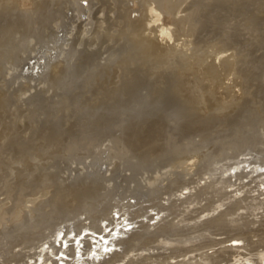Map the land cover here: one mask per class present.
Masks as SVG:
<instances>
[{
	"label": "bare ground",
	"instance_id": "obj_1",
	"mask_svg": "<svg viewBox=\"0 0 264 264\" xmlns=\"http://www.w3.org/2000/svg\"><path fill=\"white\" fill-rule=\"evenodd\" d=\"M83 1H85L86 4L85 3L82 4L81 2H83ZM253 1L254 0H66V3H67L66 9L68 10V12L65 11L66 12L65 14L63 12L64 15L63 16L61 15V18L59 20L57 18L55 19V21L56 20H58V21H56L55 24L53 25V27H51L52 28L51 32L48 34V37H46L47 40L46 39H44L45 41L43 39H42V41L40 40L42 42V44H40V45H42V46H40L37 49V51H34V49L30 48V50H33V51L32 52L29 51L31 55H28V57H27L28 59H26V60L27 61L28 60L31 61V59H34L35 61L33 63L25 62L27 67L26 68L23 67L22 70H20V71H22V73H19L17 71L16 74H15V77H13L11 75V73H10V75L13 77L12 80L13 79L14 80H17V79L18 80H24V79H26V80L27 79H31L32 80L33 79L34 81H36L37 78L39 77L40 73H41V72L38 71V73L35 74L34 70L36 68H39L40 71H43L45 69V72H46V69L49 68V67L54 69V67L56 68V65L59 64V63H62V62H64V64L67 63L66 59H68L70 56L72 57L73 51L76 49V47L79 44L84 42V40H86V38L87 39L88 38L93 39V38H96V37H97V40H98V38H102V40H103V38H104V40H105V38L106 39L107 38H111L109 40H115L117 37H120V38L125 39V41H129L131 43V45L132 44L134 45V43H133V41H134V42L137 43V45L139 44V46L142 49H144L146 52H148L150 55L156 56L157 57V59H156L157 62L150 63L148 68H147V66H145L146 69H147V70H145L147 72V77H149L150 75H151L150 77H152V75L154 76L155 74H158L159 71H162V70L165 69L166 65L171 70L173 66L171 68L169 67L168 64H169L170 61L174 62L175 65L176 64L179 65L178 68H177L179 70H182V69L185 70V66H186V67H189V68H187L189 70L190 69H194V68L195 69L198 68L197 72H199V70L201 69V71L203 73H201V72L200 73L203 74V75L204 74H209V73L212 74L213 71H215V70L217 71V69H219V68H217L215 66L216 62H215V64L213 63L214 60H213L212 57H214L215 59L217 58V61H218L217 63H220V64H217V66L218 65H222V64L223 65L226 64L228 67H230L226 71L228 73L229 70L233 71V69H234L233 68L234 67V61L237 62L236 59L238 57V56L237 57L235 56L236 55V49L240 48V47H237V45L233 46V45H231L229 43V41L232 40L231 37H235L232 32H235V30H239L240 31V29H236L235 28V27H237V26H235V24H236V22L239 23L240 22L239 19H241L242 17H243V19L247 20V23L243 24V25H248V22H251V20H253V22H254V19H256L255 14L253 13V10H249L250 9L249 7H253V5H254ZM262 1H264V0H262ZM8 3L11 4V6H12V7H10V9H13L14 11L16 10L20 14L19 16L25 15L23 17H26V15L29 16V14H31L33 12L34 5H35V0H7V1L6 0H0V12H2L5 8H7L6 4H8ZM51 4H52V2H51ZM256 5H258L257 2H256ZM25 8H27V9L25 10ZM258 8H259V6H258ZM54 9H56V8H54ZM251 9H254V8H251ZM37 10H39V9L37 8ZM258 10L259 9H257V11ZM263 12L264 11H262L261 13H263ZM134 13H136V16L132 15ZM6 16H8V15H6ZM17 18H19V17H17ZM49 19H51V18H49ZM259 19H260V17H259ZM32 20H33V18H32ZM51 20H53V18ZM30 21L27 24L28 26L31 24ZM45 21L47 22V19L43 20L41 22V24L44 23ZM36 22H38V21H36ZM255 23H257V20L255 21ZM35 24L33 23V25H35ZM38 24H40V21H39ZM39 26L40 25H38L37 27H39ZM257 26H256V28H257ZM37 27H36L37 30H40V31L43 30L44 31V29H38ZM46 27H47V25H46ZM39 28H41V27H39ZM245 30H248V28H246ZM34 31H35V29H34ZM34 31L32 32L31 37H32V35H34L33 34ZM39 33H38V35H39ZM6 36H7V33H6ZM45 36H47V35H45ZM228 37H230V39ZM34 38L35 37H33L32 39L30 38L31 39L30 41L32 42ZM42 38H44V37H42ZM123 39H121V41H123ZM37 41H39V40H37ZM86 42H84V43H86ZM91 42L94 43L93 40ZM99 42H100V44L102 43L101 40ZM118 43H120V42L118 41ZM126 43H128V42H126ZM88 45L90 46L91 44H88ZM88 45H87V47L89 48ZM84 46H85V44H84ZM105 46H106V44H105ZM128 46H130V45H128ZM139 46H137V47H139ZM31 47H33V46H31ZM91 47H93V46H91ZM133 47H135V46H133ZM77 48L79 49V47H77ZM131 48L132 47H130V49ZM118 49H119V47H118ZM93 50H91V51L93 52ZM227 51L231 52V54L229 56H230V58L232 57L233 59L229 60V56L225 57V59H224L223 53L227 52ZM106 52H107V50H106ZM115 52H113V53H115ZM128 52H130V51H128ZM188 52H189V54H188ZM234 52H235V54H234ZM86 53H87V51H86ZM109 53L110 54L107 55L108 57L113 54V53L111 54L110 50H109ZM133 53L135 54V55L133 54V56L137 57V54L135 52H133ZM207 53L210 54V55H208ZM128 54H130V53H128ZM162 54L164 56H167V59L165 60V62L167 64H165V62L162 61L163 59H160L159 61H162L164 65L163 64H161V65L158 64V62H159L158 61V59H159L158 57L162 58V56H160ZM87 55H90V54L87 53L86 56ZM93 55H95V54H93ZM113 55L117 56V54H113ZM113 55L111 56V59L112 58L114 59L115 56H113ZM211 55H214V56H211ZM146 56H148V54H146ZM102 57H105V56L102 55ZM123 57H125V56H123ZM207 57H210L213 60V62H212V60L208 61V62H210V64L208 62H206L207 61ZM99 59L98 60L96 59L97 63H99L98 61H101V59L100 60ZM102 59L104 61V58H102ZM109 59H110V57H109ZM118 59L114 60V61H117V63H119V62L123 63V60L118 62ZM125 59H127V58H125ZM139 59H141V58H139ZM151 59H152V57H151ZM153 59H154V57H153ZM73 60H75V59H73ZM79 60H80V58H79ZM79 60H78V62H80ZM85 60H86V58H85ZM88 60H89V62L91 61L89 58H88ZM136 60H137V58H136ZM238 60L240 61L241 59L239 58ZM153 61H155V60H153ZM70 62H71V60H70ZM78 62H77V64H78ZM82 62H83V60H82ZM85 62L87 63V61H84L83 65L85 64ZM94 62H93V64H95L94 66H97L96 62L95 63ZM106 62L107 61H105L104 63H106ZM110 62H112V60H110ZM72 63H74V62H72ZM72 63H69L70 64L69 67L72 66L71 65ZM91 64H92V61H91ZM91 64H89V65H91ZM110 64L108 62L107 65H110ZM126 64H124V65L130 67V65L132 64V61L130 62V65H126ZM171 64L172 63H170V65ZM139 65H140V63H139ZM177 65H176V67H177ZM242 65H244V64L242 63ZM73 66H72V68H73ZM94 66H92V68ZM238 66H236V68H238ZM59 67H60V65H59ZM105 67H110V66H105ZM143 67H144V64H143ZM176 67H174V68H176ZM15 68H18V67L15 66ZM61 68H62V66H61ZM117 68L120 69V74H122V72L124 73V71H123L124 67H122L120 65V66H117ZM110 69H112V68H110ZM125 69L128 70V68H126V67H125ZM221 69H224V68H221ZM93 70L94 69H92V72H93ZM95 70H96V68H95ZM127 70H125L126 74H127ZM53 71H52V75L53 76L58 73L57 72V73L53 74L55 72V71L54 72ZM90 71H91V69H90ZM171 71H173V70H171ZM12 72H13V70H12ZM43 72L41 73V75L43 74ZM183 73H187V72L185 71ZM188 73H190V72H188ZM222 73H223V70H222ZM240 73H243V72H240ZM8 75H9V73H8ZM10 75H9V77L11 78ZM196 75H198V74H196ZM214 75H215V73H214ZM240 75H242V74H240ZM248 75H250V74H248ZM45 76H47V75H45ZM56 76H59V74L56 75ZM92 76L96 77L95 74L92 75ZM92 76H89V77L92 78ZM114 76H115V74H114ZM123 76H124V74H123ZM172 76H173V74H172ZM210 76H213V75H210ZM81 77H82V75H81ZM216 77H218V76H216ZM227 77H228V75H227ZM41 78H44V77H41ZM88 78H86L87 81H88ZM238 78L239 77L237 76V78H235V79H238ZM124 79H125V77H124ZM201 80H202V78H201ZM225 80H226V78H225ZM87 81H86V83H87ZM92 81H94V79H92ZM175 81L176 80L173 81L175 84H170V86L165 84L164 88L161 91L163 93L164 92L165 93L166 92L167 93L170 92V93L173 94V93H178V91H180V89H184L185 88V86H186L185 84L187 82L184 83V81H183V83H184L183 85H185V86H184V88H181V86H179L178 83H180V81H182V80L178 81L177 84H176ZM199 82H200V80H199ZM234 82H235V80H234ZM238 82H240V81H238ZM200 84H202V82H200ZM235 86H239V90L242 91L241 93H244L243 90H242L244 85H241V82L240 83L236 82L232 87L235 89ZM162 87H159V86H158V88L155 87V90L151 88L154 91V93H153V94H155L154 96L158 95L157 97H159V93L161 92V91H159V89L162 88ZM195 87H198V86L197 85L194 86V89H195ZM213 87H215V86L213 85ZM228 87L230 88L229 92L231 93V96H232V99L230 100L229 103L233 104L235 102L234 104H236V102H237V104H239L238 102H239V100L242 99L243 96L242 95L240 96L241 99H240V97H238V95L236 97V93H235L234 89L232 90L234 92H231V88H232L231 85L228 86ZM78 88H79V86H78ZM94 88H95V86H94ZM94 88H93V90H94ZM201 89L202 88H200V90ZM209 89H208V92H210ZM116 90H117V88H116ZM245 90H246V87H245L244 91ZM153 91H151V93L149 91V93L152 95ZM186 91H188V90L186 89ZM219 91H221V90H219ZM63 92H65V91H63ZM182 93H184V91ZM206 93H207V90H206ZM211 93H214V92H211ZM211 93L206 94L207 96H203V94H205V91L203 90L202 94H200V96L202 95L201 97H199V96L197 97L196 96L200 100V101H198V106L199 107L195 106L196 109L193 108V110L196 111L197 108L198 109L200 108L199 112L202 111V114L204 116H206V115L216 116V115H213L214 112H215V111L213 112V110L215 108L217 109V111L219 109H224L226 107L225 106L226 104L225 105H222L221 103L219 104V102H220V100H218L219 98L218 97H216L217 99L215 97L213 98ZM225 94H226V92H225ZM79 95L81 96V94H79ZM220 95H222V94H220ZM183 96H184V94H183ZM188 96L190 97V95H187V97ZM228 98H227V100H228ZM212 99L215 101V103L212 102ZM185 100H183V101H185ZM176 102H178L179 107L182 108V109L180 111V108H179V112H174L171 115V120L169 119V122L170 121H171L170 123L174 122V124L177 126L178 120H180V118H183V117H185V115H187L186 113L190 109L189 108L190 105L187 106L188 103L186 101L185 102L187 104L184 103L185 104L184 105L182 103V99H180V98ZM192 102L193 101H191V103ZM196 103H195V105H196ZM125 105H126V103H125ZM233 106H237V105H233ZM159 107H161V106H159ZM192 107H193V105H192ZM227 107H229V106H227ZM227 107H226V109H227ZM231 108H232V106L230 107L229 110H231ZM157 109H159V108H156V111H157ZM168 110H171V109H168ZM219 111H218V113H219ZM228 111L226 110L225 113L228 112ZM126 112H127V110H126ZM190 112H191V110H190ZM197 112L198 111H196V113ZM153 113H154V111H153ZM193 113H194V111H193ZM221 113H222V111H221ZM198 115H201V114H198ZM188 116H189V114H188ZM197 117H199V116H197ZM219 118H220V115H219ZM225 118H226V115H225ZM182 120H184V119H182ZM191 121H193V120H191ZM153 122H155V121H153ZM111 123L112 122H110V123L108 122L107 124H111ZM120 124L121 123H119V125ZM161 124H162L161 122H158L157 126H159V127L163 126ZM183 124H185V123H183ZM188 124H189V122H188ZM207 124L205 123L204 125L207 126ZM147 125H148V123H147ZM164 125H167V124H164ZM204 125H203V127H204ZM168 126H169V124H168ZM187 126H186V128H187ZM105 127H107V126H105ZM247 127L250 129L249 126H247ZM123 128H125V126ZM199 128H200V125H198V129ZM115 129H117V126H116ZM152 129H153V127H152ZM187 131H188V129H187ZM262 135H264V134H262ZM247 136H248V134H247ZM247 136H245V137H247ZM235 140H238V138L237 139L235 138ZM250 140H248V141H250ZM260 140H261V138H260ZM260 140H259V142H260ZM195 142H197V140ZM223 142H225V141H223ZM238 142H239V140H238ZM247 142L245 143L246 145H247ZM19 143H21V142H19ZM19 143L17 142L16 144H19ZM261 143H263V141ZM187 144L188 143H186V145ZM254 144H256V143H254ZM254 144L250 143V145H254ZM10 145L8 144V145H4L3 146V145L0 144V197L3 195L1 197L2 199H0V264H96L98 261H99V263H103V264H113V263H115L117 261H122L124 256L126 257V255L128 253H130V252L132 253V252H136V251H146L148 253V251L150 252V250H152V251L153 250H156V251L162 250L164 252H162V253L158 252L156 254L148 253V254L136 255V257H137L136 259H128L126 262L124 261L122 264H182L180 262V260L178 262H176V260H175L173 263L169 262V260L174 258V254H176V255L188 254L191 251L192 252L193 251H198V250H201V249L205 248V245H204V242H203L204 240L212 239V238L209 237L210 235H220V234H226V238L222 239V240H219L217 242L213 241L214 243H210V244L208 242L209 246H211L213 244H215V245L218 244L219 245L222 242L226 243V242H231V241L235 242L236 241L238 243V241L239 242L243 241V242H245L246 245L242 246V247L244 249H248L249 250L248 254L250 256L246 257V258H243L245 256L242 255L243 256L242 257L241 256L242 253L238 252V250L240 248L239 244L236 245V244H231L230 243L229 245H226V246L224 245L222 247H219L218 249H215L213 251V255H204L203 256L201 254L202 255V256L200 255L201 257L192 256V257H194L192 260H187L189 258H187V259L185 258V260H187L188 262L185 263L183 261V263L184 264H225V263L227 264V262L230 260V257L233 255L234 257L241 256L242 258L241 257L240 258H234V260H232L233 262L231 264H264V216H261L259 221L258 220L257 221L256 220L255 221H253V220L252 221H244L243 218H242V215H238V214H240L239 211H238L239 213L236 214V211L239 208H244L246 210H249V212H248V214H249L253 210L258 209L261 206H263V202L256 200L257 197H254V196H249L250 202L247 201V199H248L247 196L244 197L241 200L238 199L235 196L238 195L237 193L239 192V190H238L239 188L236 189L238 191L237 193H236V190H234V189L232 191H228L229 189H231V187L233 185H235V181L236 180H241L242 178L245 177V178H250L249 182L251 184H252V182L254 183V188H255V190L257 192H261L262 187L264 186V177H263L264 171H262V168L264 167V151L260 150V149H262V147L259 150L255 149L256 147H258L257 145L254 146V148H252V150H255L259 154H262V157H259V156L256 157V154H255L254 155L255 157L253 159L252 158L251 159L250 158H247V159L246 158H241V159H239L238 156H240V154H241V156H243V155H248L249 153L248 152H247V154L242 153L241 150H240L241 153L239 151H235L236 152L235 153L234 150L232 149L233 152H234V155H235L232 158L230 156H226L224 154H221L219 157L217 156L218 158H216V156L212 157L213 159L210 158L211 159V161L209 160L210 163L209 162L206 163L205 160H204L205 162H203V160L201 158V155H199L196 152L197 150L200 151V149H196V151H191V148H190L189 152H185V151H184L185 153L182 152L183 153L182 154L183 157H181V160L179 161L180 164H183L184 162L188 161L190 163L188 164L186 162L185 165L187 166V164H188V167L190 169H192L193 167L194 168L198 167V170H196L197 172L195 170H193L194 173H192V170H190L188 168H187V170L183 169L182 172H175V171H177V169H175L176 167L170 165L173 168L175 167L174 169L170 168L171 171L175 170V171H173L174 173L170 172V174L167 177L163 176L164 179L161 178L162 176H160L159 180H158V178L156 180L153 179L154 182H156L157 185L161 188V190H163L165 192V194L168 195V198H170L172 196H175V192L178 191L179 188H180L179 191H181L182 189L183 190L187 189V188L194 189L196 192L194 194L190 195V196L188 195V197H189L188 198V200H189L188 203H192V202L199 203L201 200H205L206 198L203 199V194H204L203 191L206 190V188L210 186V187H212V192H211L210 199L206 200L207 203L204 204L203 206L195 207L192 210H188L187 209V210L182 211V212H184V214H181V213H180L181 215L179 214L180 215L179 216L180 219L177 221L178 224H177V226L175 228L173 227L174 229L172 228L173 230L171 229L172 231H170V232L163 233L162 235L159 236L157 227H156L157 231H156V229L154 230L153 228L152 229L154 231H152V230H150L151 229L150 225H152V224L148 223L149 224L148 225V224L144 223L143 221H141L140 222V228L142 229L141 231H139L138 233H133V234L131 233V235L128 238L124 239V240L121 239V238H118V240H116L118 234L126 235V237H127L129 232L118 228L117 227L118 225H122L123 224L122 221L121 220L118 221V218L115 215L114 216H109V214H108L109 212L108 211H110L112 208L115 207V208H117V210H116V212L115 211L114 212L116 214H120V216H124V220H128V221L134 220L137 217L139 218L140 216H144L146 218V216H145L146 214L144 215V213H141L142 208H139L138 210L132 211V210H130V208L132 206H134V205L133 204H129L130 202L129 203L128 202L127 203L123 202V199L128 198V196L129 197L130 196H134V198L137 199V201L138 200L141 201V198H143L142 199L143 201H147V202L151 203L154 198L150 200L149 197H146V196H149V193H146L147 192V188L143 184V183L146 182V180L148 181V179H146L145 182L142 183V185L146 189H143V186L140 185L141 183L140 184L138 183V184L133 185L134 187L132 188L133 190H131V191H130L129 187H128L129 190L126 189L125 191H122V192L118 191L119 192L118 194H117V192L112 191V192H114L113 194H115V195L111 196L110 199L108 198L109 201L108 202L106 201V204L104 203L105 204L104 206H100L99 203H98V207H95V208H100L101 209V212L98 215L91 216L92 214L90 215L86 211H80V212H77V214H81L79 216L77 214L76 215L72 214L73 216L69 215L70 217H68V218H64L62 220H55L54 216H55L56 212L61 213L62 211L66 210V209L69 210L70 208H71V210H73L75 207L79 206V204H82V203L85 204L86 199H84L85 200L84 202H83V200L81 201L83 196L85 197L88 194V197H89V195H91L90 192H88V189L85 188V187H83V189L81 188L80 190L79 189L75 190V189H73L74 188L73 186H72L73 188L71 187V185L68 186V184L71 182V180L77 179L79 176L81 177V175H86L85 178L87 176H91L92 179L95 178V177L96 178H100V176H102L101 178L103 179V177L106 175V173L110 174L112 172V170L114 169V167L115 166L117 167L119 163L117 165H114V167L107 168L108 166L106 167V164L110 163L112 161V159L108 155L107 156L103 155L104 153L103 154L99 153L98 155L97 154L94 155V154H91V153L89 155L87 153H81V154H78V155L76 154L77 156L75 155L76 156L75 158H73L74 156L72 157V161H71V164H70L71 166H69L71 169L68 167L69 171H68L67 177H66V174H65V178L61 179L59 181L60 184H58V183H56V181H53V180L50 179L51 183L52 182L56 183V185L55 184L51 185V183H49V181H47L48 179L46 180V178H45L50 173L49 174L47 173L48 175L45 176V177L41 176L42 177L41 178V177H39L40 175L39 176L34 175L35 174L33 172L34 170H30L29 168L27 170V165L29 163V162H27L28 158H29L28 154L30 152H32V150L34 152V149L37 147V145L34 146V147L33 146H27V145L24 146L23 144H20L21 146L20 145L19 146L15 145V147L14 146H10ZM151 145L149 147V149H151L150 153H156L153 150H155L157 147L155 148L153 146L154 148L153 147L151 148ZM246 145H243V146L245 147ZM250 145H248V146H250ZM125 146H124V148H125ZM262 146H263V144H262ZM41 147H42V145H41ZM241 149H243V148H241ZM156 150H157V153H158V149H156ZM252 150H251V148L248 149V151H252ZM262 150H264V149H262ZM44 151H46V148H45V150H43V152ZM227 151H229V150H227ZM129 152H130V150H129ZM144 152H145V150H144ZM210 152H211V150H210ZM221 152L225 153L226 150L225 151L222 150ZM233 152H231L232 155H233ZM37 153H38V151H37ZM39 153H40V151H39ZM42 153H41V155H42ZM118 153H119V151H118ZM121 153H123V152H120V154ZM134 153H133V155H134ZM136 153H138V152L136 151ZM168 153L169 152H167V153L165 152L164 154L169 156ZM170 153H172V152H170ZM204 153H205V151H204ZM216 153H218V151H216ZM250 153H252V152H250ZM140 154L142 155V153H140ZM140 154H136V155H140ZM159 154H161V153H159ZM72 155H74V154H72ZM116 155L118 156V154H116ZM116 155H114L115 158L117 157ZM123 155L125 157V154H122V155H120L117 158H121V156H122V159L124 160ZM145 156H146V154H145ZM176 156L177 155H175V157ZM250 156H251V154H250ZM138 157H140V156H138ZM148 157L150 158V154H149ZM159 157H155V159L156 158L159 159ZM207 157H208V154H207ZM134 158H135V156H134ZM140 158H142V157H140ZM140 158H139V160H140ZM37 159H40V158H37ZM127 159L125 158V160H126L125 162H127ZM130 159L132 160L133 158H130ZM135 159H137V157ZM135 159L132 160V162L134 161V163H135ZM152 159H154V158H152ZM165 159L166 158H164V161H165ZM67 160H68V156H67ZM109 160H110V162H109ZM169 160H171V159H169ZM169 160H167L168 164L169 163L173 164V162H171V161L169 162ZM35 162H37V161H35ZM129 162H131V161H129ZM139 162H138V164H139ZM167 162H166V164H167ZM134 163L132 165H134ZM68 164H69V162H68ZM140 164H142V161L140 162ZM251 164H253V166H249ZM14 165H16V166H14ZM103 165H105V167H103ZM185 165H183V167ZM201 165H202V167L200 168ZM241 165H243V166L241 167ZM64 166L65 165H63L62 167H64ZM66 166H67V163H66ZM120 166L122 167L123 165L120 163ZM136 166L141 167L140 165H135V167ZM150 166L151 165H149L148 168H150ZM166 166H168V165H166ZM248 166H249L250 170L247 169V172L244 173L243 170L248 168ZM125 167H123V168H125ZM64 168H66V167H64ZM166 168H163V169L165 170ZM180 168H181V166H180ZM180 168H178V169H180ZM188 170H190V171H188ZM62 171H64V169ZM134 171H136V170H134ZM139 171L141 172V170H138V172ZM168 171H169V168H168ZM162 172L164 173L163 170H162ZM65 173H67V171H65ZM139 173L135 172V174H137V175ZM158 173L160 175L162 174L159 171H158ZM158 173H156V176L159 175ZM130 174H131V170H130ZM179 175H181V179H180L181 181H178V182H175V183L172 182L174 176H176L175 178L177 179L179 177ZM204 175H206L205 177L209 178L210 183L207 186H203L202 188H199L198 187V185H199L198 181L194 180L193 177L196 176V177H200V179H202ZM35 176L39 177L38 180L35 179ZM51 176H52V174H51ZM51 176L49 178H51ZM110 176L112 177L111 174H110ZM187 176H188V178H187ZM91 177H87V178L91 179ZM10 178H11V180H9ZM61 178H63V177H61ZM114 178L112 177L111 181L109 180L111 182L110 185L113 183L112 181H114ZM141 178L142 177H140L138 179L140 180ZM171 178H172V180H171ZM88 179L86 181H88V183H89ZM117 179H119V178H117ZM232 179H235V181H232ZM99 180L100 179H98V181ZM104 180H105V177H104ZM123 180H125V179H123ZM139 180H138V182H139ZM164 180L166 181V183L164 182ZM94 181H95V179H94ZM133 181L137 182V179H134ZM246 181H248V180L245 179V182ZM66 182H68V184ZM82 182H84V184H85L84 180H82L80 183H82ZM95 182H97V179H96ZM119 182L121 183L122 181H119ZM154 182L152 183L153 185H154ZM99 183L100 182H98L96 186H100V185H98ZM107 183H106L105 186L109 187L110 185H108ZM156 183H155V186H157ZM242 184H243V182H242ZM72 185H74V184H72ZM85 185L88 186L87 183ZM147 185H149V187H150V184L147 183ZM190 185H193V186L191 187ZM90 186H92V185H90ZM103 186L104 185L101 184V187H103ZM244 186L245 185H241L240 188H243ZM116 187H119V186L116 185ZM122 188H124V186ZM155 189H156V187H155ZM246 189H247V187H246ZM119 190H120V188H119ZM144 190H146V192H143ZM241 190H243V189H241ZM155 191H156L155 193H157V190H155ZM232 192H235L236 195L235 196L232 195L231 194ZM247 192H250V191H247ZM101 193H99V194L101 195ZM108 193H109V190H108ZM96 194H97V192H96ZM181 194H179V196L177 195V197L175 196V198H176L175 200H181ZM259 194H261V193H259ZM102 195H105V194L102 193ZM93 196H95V194H93ZM97 196H98V194H97ZM150 196H154V194H152ZM95 198H97V197H95ZM92 199H94V198H92ZM144 199H146V200H144ZM186 199H187V197H186ZM98 201H100V198H99ZM242 201H245V204L243 206L241 205ZM183 202H186V200H183ZM101 203H102V200H101ZM161 203L160 202H153L151 206L154 207V209L158 213L160 211L164 212V210H168L169 209V205L165 206L164 204H161ZM88 204H89V202L87 203V205ZM94 204L92 206H94ZM134 204H136V203H134ZM134 207L136 208L137 206H134ZM134 207H132V208H134ZM222 207H225V209L223 211L221 209V212H219L216 216H214L212 218H208V217L205 218V217H203L201 215L204 212H207V213L208 212H214V211L216 212L219 208H222ZM89 208H91V207L89 206ZM71 210H69V211L70 212H73V211L75 212V210H73V211H71ZM215 212H214V214H215ZM53 214H54V216H53ZM80 216H82V217H80ZM117 216L119 217V215H117ZM150 219H152V217ZM66 220L69 221V223L72 222V223H70L72 225L68 226L69 224H67ZM85 220H89V222L86 223ZM103 220L107 221V225H102V226L98 225V223H100V221L102 222ZM133 223H134V221H133ZM255 223H258L259 225H261V226H259L260 228H258V230L254 229V228L251 229V227H249L250 225H253ZM71 226H72V228H71ZM108 226H113V228H111V229L114 230V234H109V233H107L105 231V229ZM68 227H70V228H68ZM121 227H125V225H122ZM211 227H215V228H213L211 230ZM64 228L67 229V231L65 230V233L63 232L64 230H62ZM87 230H92L94 233L101 234V237L96 238L93 235H89V237H88V234H87L84 237L82 236L83 238L81 237L79 239H76V237L81 236L80 234L84 233ZM70 232H77V233L74 235L73 238L72 237L65 238V237H67L68 234H70ZM258 232H260V235L262 236V241H256V242L252 241L251 238L256 236V235H258L259 234ZM82 235H84V234H82ZM204 237H207V238L204 239ZM63 238H64V240H63ZM114 243L123 244V245L125 244L126 245L125 253L121 254V255H119V254L117 255V254L113 253L114 255L111 257V259H109V261L105 260V262H102V261L96 259V255H100V256L105 255V253L101 252V247L102 246H104V247L108 246V245L113 246ZM81 245H82V247H81ZM16 248H19V249L15 251ZM193 248H196V249L193 250ZM91 252H93L94 254H89ZM200 252H203V251H200ZM206 253H208V252L206 251ZM57 255H58V257H56ZM245 255H247V254H245ZM61 256H70V259L67 260V259H65V257H61ZM178 257L180 258L181 256H178ZM251 257H253V258H251ZM182 260H184V259L182 258ZM229 262H231V261H229Z\"/></svg>",
	"mask_w": 264,
	"mask_h": 264
},
{
	"label": "rangeland",
	"instance_id": "obj_2",
	"mask_svg": "<svg viewBox=\"0 0 264 264\" xmlns=\"http://www.w3.org/2000/svg\"><path fill=\"white\" fill-rule=\"evenodd\" d=\"M51 2H52V4H51ZM253 2H254V5H253V7H249L250 8L249 10H253V13L255 14L256 19H254V22H253V20H251V22H248V25H243V24L247 23L246 19H243V17L241 19H239L240 22L239 23L236 22V24H235V26H237L238 28L237 27H235V28L236 29H240V31L239 30H235V32H232L235 37H231V39H232L231 41L232 42L229 41V43L231 45H233V46L237 45V47H240L239 49L237 48L238 50L236 49V55L235 56L236 57L240 56L239 58L241 59L239 61L238 60L239 58L237 57V59H236L237 62L234 61V67L233 68L236 71L233 69V71L229 70L228 73H227L226 71L230 67H228L226 64H224V65L222 64L223 66L222 65H218L217 66V64H220V63H217L218 62L217 58L215 59L214 57H212L213 60H214V62H213V60L210 57L214 56V55H211L210 57H207V61L206 60L205 61L208 62V61L212 60V62L214 64L216 62L215 66L217 68H219V69H217V71L216 70L213 71L212 74L209 73L210 75H213V76H210L209 74H204V75L201 74V73H203L201 71V69L199 70V72H197L198 68L197 69L194 68V69H190L189 70V69H187L189 67L185 66V70L184 69H182L183 71L179 70V69H177L179 65L176 64L177 65V67H176L174 62L170 61L168 65H169L170 68L173 66L172 69H171L173 71H171L168 68V66L166 65L164 70L159 71L158 74H155L154 76L152 75V77H150L151 76L150 75L149 76L150 78H149V77H147V72L145 71L147 69H146L145 66H147V68H148L150 63L157 62V60H156L157 57L156 56L150 55L148 52H146L144 49H142L139 46V44L137 45V43L134 42V41H133L134 45L133 44L132 45L135 46V47H133L129 41H125V39L120 38V37H117L115 40H109L111 38H107V39L105 38V40H104V38H103V40H102V38H98V40H97V37H96V38H93V39H91V38L87 39L86 38V40H84V42L87 41L86 43L82 42L81 44H79L77 46V47H79V49L76 47V49L72 53V57L70 56L68 59H66L67 63H65V64H64V62L59 63V64L56 65V68L54 67V69L49 67V68L46 69V72H45V69L43 70L44 71L43 72V71H40L39 68H36L34 70V73L37 74L38 71L41 72V73L43 72V74H42L43 76L40 73L39 77L40 78L44 77V78H41V79L38 77L36 81H34L33 79L32 80L31 79H27V80L26 79H24V80H18V79L14 80L13 79L12 80V78L15 77V74H16L17 71L19 73H22V71H20V70H22L23 67L24 68L27 67L25 62L33 63L35 61L34 59H31V61L30 60H28V61L26 60V59H28L27 58L28 55H31L29 51H31V52L33 51V50H30V48L34 49V51H37V49L40 46H42V45H40V44H42V42H41L42 39L43 40L44 39L47 40L46 37H48V34L51 32V29H52L51 27H53L55 22L58 21L61 18V15L63 16L66 12H68V10L66 9V6H67L66 0H35V5H34V9L35 10L33 9V12L31 14H29V16L26 15L27 18L23 17L25 15L19 16L20 14L16 10L14 11L13 9H10V7H12L11 4H9V3L6 4L7 8H5L2 12H0V62L2 63V64L0 63V144L3 145V146L11 144L10 146H14V147H15V145L19 146L20 144H23L24 146L27 145V146H33V147L37 145V147L35 149L32 147L34 149V152L32 150V152H30L28 154L29 158H28L27 162H29V163L27 165V170H28V168L30 170H34L33 171L35 173L34 175H37V176L40 175L39 177H41V176L45 177V176H47L50 173L47 177H45L46 180L48 179L47 181H49V183H51V180H53V181H56V183L60 184L59 181L61 179L65 178V174H66V177L68 175V171H69V168H70L69 166H71L70 164H71V161H72V157L74 156L73 158H75L78 154H81V153H87L88 155L90 153L94 154V155L95 154L98 155L99 153H101V154L104 153L103 155H106V156L108 155L112 159V161L110 162V160H111L110 159L109 160L110 163L106 164V167L108 166L107 168L114 167V165H117L119 163L118 164L119 167L115 166L114 169H113L114 171L112 170V172L110 173L113 178L115 177L114 181H112L113 185L112 184L110 185V183H111L110 181H111L112 177L108 173H106V175L104 176L105 180H104V177H103V179L101 178L102 176H100V178H96L95 177L93 179H92L91 176H87V177H91V179H88L86 177L89 180L90 184L88 183V181H86L87 180L85 178L86 175H81V177L79 176L78 178L76 177L77 179L71 180V182L69 184H68V182H66L68 184V186H70V185H71V187L73 186L74 188L73 187L72 188L75 189V190L76 189L80 190L81 188L83 189V187L87 188L88 192H90L91 195H89V197H88V194L87 195L85 194L86 196L85 197L83 196L81 201L83 200V202H84L85 201L84 199H86V202L87 203L89 202V204L87 205L86 202H85V204L84 203L79 204V206H77V207H75L73 209V210H75V212L73 210H71V208L69 210H71L73 212H70L67 209H66L67 211L64 210L61 213L56 212L55 216L53 214V216L55 217V220H62L64 218H68V217H70L69 215H72V214L76 215L77 212H80V211H86L90 215L92 214L91 216L98 215L101 212L100 208H95V207H98V203H99L100 206H104L106 204V201L108 202L109 199L111 198V196L115 195V194H113L114 192H117V194H118L120 191L122 192V191H125L126 189L129 190V188H130V191H131V190H133L132 189L134 187L133 185L138 184V183L139 184L141 183L140 185H142V183L145 182L146 179H148V181L146 180V182L143 183L144 186L147 188V192H146V190H144L143 192L149 193V196H146V197H149L150 200L153 199V198L155 200L153 199V201L150 203V202H147V201H143L142 200L143 198H141V201L138 200L139 201L138 202L137 199L134 198V196H130V197L128 196V198L123 199V202H125V203H127V202L129 203L130 202L129 204H133L134 206H137L136 208L134 206H132V207H134V208H132V207L130 208V210H132V211H135V210H138L139 208H142L141 213H144V215L146 214L145 215L146 218L144 216H140L139 218L137 217V218H135L134 220H131V221L124 220V216H120V214H116L115 213L116 210H117V208H115V207L112 208L110 211H108L109 212L108 214H109V216H114L115 215L118 218V221L121 220L122 223H123L122 225H125V227H121L122 225H118L117 226L118 228L129 232L127 237H126V235L118 234L116 240H118V238H121V239L124 240V239L128 238L131 235V233L133 234V233H138L139 231H141L142 230L140 228V222L141 221H143L146 224H148V223L152 224V225H150V228H151L150 230H152V231H154L156 229V227H157L158 235L160 236L163 233L172 231L177 226V224H178L177 221L180 219L179 216L181 214H184V212H182V211L187 210V209L188 210H192L195 207L203 206L204 204L207 203L206 200L210 199V196H211L212 187L209 186V187L206 188V190L203 191L204 192L203 199L206 198L205 200H201L199 203H195V202L188 203V201H189L188 200V198H189L188 195L190 196V195L194 194L196 191L194 189H191V188H187V189H184V190L182 189L181 191H179V189H180L179 188L178 191L175 192V196L177 197V195L179 196V194L182 193L181 194V200H175L176 199L175 196H172V197L168 198V195L165 194V192L163 190H161V188L157 185L156 182H154V180H156L157 178L159 180L160 176H162L161 178L164 179V177L165 176L167 177L170 174V172L174 173L173 171H175V170L171 171L170 168L174 169L176 167L175 169H177V171H175V172H182L183 169L187 170V168L190 169L188 167V164L190 162L186 161L188 163L187 166L185 165L186 162H184L183 164H180V162H179L181 160V157H183V155H182L183 153L189 152L190 148H191V151H196V149H200V151L197 150L196 152L199 155H201V158H202L203 162L206 161V163L209 162V160L211 161V159H213L212 157L216 156V158H218L221 154H224L226 156H230L232 158L233 156H235L234 155L235 151H239L240 153L242 151V153H245V154H247V152L249 153L248 155H243V156H241V154H240V156H238L239 159H241V158H246V159L247 158H250V159L252 158L253 159L255 157L254 156L255 154H256V157H258V156L262 157V154H259L255 150H252V148H254V146L257 145L258 147H256L255 149L259 150L261 147H262V149H264V138H263L264 135H262V134H264V19H263L264 18V12L261 13L262 11H264V9H263L264 8V1H262V0H254ZM256 2H257L258 5H256ZM81 3L82 4H84V3L86 4L85 1H83ZM258 6H259V8H258ZM37 8L39 10H37ZM54 8H56L57 10L54 9ZM251 8H254L255 10L251 9ZM26 9L27 8H25V10ZM257 9H259V10L257 11ZM63 12H64V14H63ZM5 14L8 15V16H6ZM132 15L136 16V13H134ZM17 17H19V18H17ZM259 17H260V19H259ZM32 18H33V20H32ZM49 18H51V19L53 18V20H51ZM56 18L58 20L55 21ZM42 19L43 20L47 19V22L45 21L46 23L45 22L42 23L43 25L41 24V22L43 21ZM28 20L29 21L31 20L30 21L31 24L29 23L30 24L29 26L27 25L28 22H29ZM256 20H257V23H255ZM36 21H38V22H36ZM39 21H40V24H38ZM33 23L34 24L36 23V24L33 25ZM45 24L47 25V27H46ZM38 25H40L39 27H41V28L37 27ZM256 26H257V28H256ZM36 27L38 29H44V31L41 30L42 31L41 32L40 30H37ZM245 27L248 28V30H245L246 29ZM34 29H35V31H34ZM33 31H34V33H33L34 35H32V37H31V34H32ZM6 33H7V36H6ZM38 33H39V35H38ZM45 35H47V36H45ZM33 37H35V38L31 42L30 40ZM42 37H44V38H42ZM228 38L230 39V37H228ZM121 39H123V41H121ZM37 40H39V41H37ZM90 40L91 41L93 40L94 43H92ZM100 40L102 42L101 44L99 42ZM118 41L121 44L118 43ZM126 42H128V43H126ZM104 43L106 44V46H105ZM84 44H85V46H84ZM88 44H91V45L89 46ZM127 44L130 45V46H128ZM87 45L89 46V48L87 47ZM31 46H33V47H31ZM91 46H93V47H91ZM137 46H139V47H137ZM118 47H119V49H118ZM130 47H132V48L130 49ZM90 49L91 50L94 49L93 52ZM85 50L87 51L88 54H90V55H87L88 57L86 56L87 53H86ZM106 50H107V52H106ZM109 50H110L111 54L116 51L113 54H117V56L112 54L113 56H115L114 59L113 58L111 59L112 55L109 56L110 59L107 56V55L110 54ZM128 51H130V52H128ZM133 52H135L137 54V57L133 56V54H134ZM128 53H130V54H128ZM93 54H95V55H93ZM146 54H148V56H146ZM188 54H189V52H188ZM230 54H231L230 51L224 52L223 53L224 59H225V57H228ZM234 54H235V52H234ZM102 55L105 56V57H102ZM208 55H210V54H208ZM123 56H125V57H123ZM160 56H162V58L158 57L159 58L158 61L160 59H163L162 61L165 62V60L167 59V56H164L163 54L160 55ZM151 57H152V59H151ZM153 57H154V59H153ZM79 58H80V60H79ZM85 58H86V60H85ZM88 58L92 61V64H91V61L89 62ZM99 58L101 59V61H98L99 63H97V60ZM102 58H104V61H103ZM125 58H127V59H125ZM136 58H137V60H136ZM139 58H141V59H139ZM73 59H75V60H73ZM117 59H118V62L123 60L124 64L127 63L126 65H130L131 61H132V64L130 65V67L129 66H125L123 63H120V62L117 63V61H114V60H117ZM231 59H233V58L232 57L230 58V56H229V60H231ZM70 60H71V62H70ZM78 60L80 62H78ZM82 60H83V62L87 61V63L85 62V64L83 65ZM110 60H112V62H110ZM126 60L127 61L129 60V61L127 62ZM153 60H155V61H153ZM94 61L96 62L97 66H94L95 65V64H93ZM105 61H107L106 62L107 64H108V62H109V64L110 63L111 64L107 65L106 63H104ZM162 61H159L158 64H160V65L163 64ZM72 62H74V63H72ZM77 62H78V64H77ZM69 63H72L71 64L72 66L74 65L73 68H72V66L69 67L70 66ZM139 63H140V65H139ZM170 63H172V64L170 65ZM208 63L210 64V62H208ZM242 63L244 65H242ZM89 64H91V65H89ZM143 64H144L145 68L143 67ZM165 64H167V63L165 62ZM59 65H60V67H59ZM120 65L122 67H124L123 68L124 73L122 72V74H120V69L117 68V66H120ZM15 66L18 67V68H15ZM61 66H62V68H61ZM92 66H94L96 68V70H95L94 67L92 68ZM105 66H110V67H105ZM236 66H238V68H236ZM125 67L128 68V70L125 69ZM174 67H176V68H174ZM110 68H112V69H110ZM221 68H224V69H221ZM90 69H91V71H90ZM92 69H94L93 72H92ZM124 69L127 70V74H126V71ZM12 70H13V72H12ZM222 70H223L224 74L222 73ZM6 71L9 73V75L11 73V75L13 77L10 75L11 76V78H10ZM52 71L54 72L53 74H55L57 72L58 73L53 76L52 75ZM185 71L187 73H183ZM95 72L96 73L98 72L99 74L98 73L96 74ZM130 72L131 73L133 72L132 74L134 76ZM188 72H190V73H188ZM240 72H243V73H240ZM214 73H215V75H214ZM58 74H59V76H56ZM94 74L96 75V77L92 76ZM114 74H115V76H114ZM123 74H124V76H123ZM172 74H173V76H172ZM196 74H198V75H196ZM240 74H242V75H240ZM248 74H250V75H248ZM45 75H47V76H45ZM81 75H82V77H81ZM227 75H228V77H227ZM89 76H92V78L89 77ZM216 76H218V77H216ZM237 76L239 78L235 79V78H237ZM124 77H125V79L127 81L124 79ZM86 78H88V81H87ZM201 78H202V80H201ZM225 78H226V80H225ZM92 79H94V81L96 83L94 81H92ZM179 79L182 80V81H180ZM174 80H176L175 81L176 84L178 83V81H180V83H178V84H179V86H181V88H184V86L186 85L185 88L184 89H180V91H178V93H173V94L170 93V92L169 93H167V92L163 93L161 90L164 88L165 84L169 85V86H170V84H175L173 82ZM199 80H200V82H202V84H200ZM234 80H235V82H234ZM237 80L241 82V85H244L243 89H242L244 93H241L242 91L239 90V86H235V89L232 87L236 82L240 83ZM86 81H87V83H86ZM183 81H184V83H186V82L187 83L185 85H183L184 84ZM196 85L198 87H195V89H194V86H196ZM213 85L215 87H213ZM230 85L232 87L231 88V92L235 91L236 97H237V95H238V97H240L241 95L243 96L242 99L240 97L241 100H239V102H238L239 104H237V102H236V104H234L235 102L233 104L229 103L230 100L232 99L231 93L229 92L230 88L228 87ZM78 86H79V88H78ZM94 86H95V88H94ZM158 86L159 87L163 86L162 88L159 89V91L162 92V93L161 92L159 93V97H157L158 95L154 96L155 94H153L154 91L152 90V89L155 90V87L158 88ZM245 87H246V90L244 91ZM93 88H94V90H93ZM116 88H117V90H116ZM200 88H202L205 91V94H203V96H207L206 94L214 92V93H211L213 98L214 97L215 98L218 97L219 98L218 100H220L219 104L220 103L222 105L226 104L225 106L226 107L229 106V107H227V109H226V107L224 109H219L220 110V111L218 110L219 113H218L217 109L215 108L213 110V112L215 111L216 113L214 112L213 115H216V116H209V115L204 116L202 114V111L199 112L200 108L199 109L197 108L196 111H198L199 113L198 112L196 113V111L193 110V108L196 109L195 106L199 107L198 106V101H200V100L197 97L198 96L201 97L202 95L200 96V94H202V91H203L202 89L200 90ZM207 88L208 89L210 88L209 89L210 92H208ZM186 89L188 91H186ZM233 89H234V91H232ZM206 90H207V93H206ZM219 90H221V91H219ZM63 91H65V92H63ZM149 91H150V93H151V91H153L152 95L149 93ZM183 91H184V93H182ZM225 92H226V94H225ZM79 94H81V96ZM183 94H184V96H183ZM220 94H222V95H220ZM187 95H190L191 98L189 96L187 97ZM179 98L182 99V103L183 104L184 103L185 104L188 103L187 106L190 105V107H189L190 109L186 113L187 115H185L186 118L185 117L180 118V120H178V122H177L178 124L176 126L174 124V122H172L173 124L170 123L171 121L169 122V119L171 120V115L174 112H179V108L180 107L178 105V102H176V101L179 100ZM227 98H228V100H227ZM183 100H185L187 103L185 101H183ZM191 101H193V102L191 103ZM194 102L195 103L197 102L196 105H195ZM212 102L215 103V101L213 99H212ZM125 103H126V105H125ZM191 104L193 105V107H192ZM230 105L232 106L231 110H229L230 107H231ZM233 105H237V106H233ZM159 106H161V107H159ZM155 107L159 108V109H157L158 112L156 111ZM168 109H171V110H168ZM181 109L182 108H180V111H181ZM126 110H127V112H126ZM190 110H191V112H190ZM226 110L227 111L229 110L228 112H226L227 114L225 113ZM153 111H154L155 114L153 113ZM193 111H194V113H193ZM221 111H222V113H221ZM188 114H189V116H188ZM198 114H201V115H198ZM218 114L220 115V118H219ZM225 115H226V118H225ZM197 116H199V117H197ZM182 119H184V120H182ZM191 120H193V121H191ZM153 121H155V122H153ZM108 122L109 123L112 122L111 123L112 125L113 124L114 125L116 124V125L112 126L111 124H107ZM158 122H161L162 123L161 125H163L164 127L163 126H161V127L157 126ZM182 122L185 123V124H183ZM188 122H189V124H188ZM204 122L206 124L208 123L207 126L204 125L205 124ZM119 123H121L123 126L121 124L119 125ZM147 123H148V125H147ZM164 124H167V125H164ZM168 124H169V126H168ZM198 125H200L199 129H198ZM203 125H204V127H203ZM246 125L249 126L250 129ZM105 126H107V127H105ZM116 126H117V129H115ZM124 126H125V128H123ZM186 126H187V128H186ZM152 127H153V129H152ZM187 129H188V131H187ZM247 134H248V136H247ZM245 136H247V137H245ZM234 137L236 139L238 138L239 142H238V140H235ZM260 138L263 141V143H261L262 141L260 140ZM196 140H197V142H195ZM248 140H250V141H248ZM259 140H260V142H259ZM223 141H225V142H223ZM17 142L18 143L21 142V143L16 144ZM246 142H247V145L245 144ZM186 143H188V144L186 145ZM250 143H252V144L256 143V144L250 145ZM242 144L246 145V146L244 147ZM262 144H263V146H262ZM41 145H42V147H41ZM150 145H151V148L153 146L155 148L157 147L156 149H158V153H157L156 149L153 150L156 153H150V151H151V149H149ZM248 145H250L251 147L248 146ZM124 146H125V148H124ZM249 147L251 148L252 151H248V149H250ZM45 148H46V151L43 152V150H45ZM241 148H243V149H241ZM232 149L234 150V152H233ZM262 149H260V150L264 151ZM129 150H130V152H129ZM144 150H145V152H144ZM210 150H211V152H210ZM222 150L223 151L226 150V152L222 153L221 152ZM227 150H229V151H227ZM37 151H38V153L40 151V153L38 154ZM118 151H119V153H118ZM136 151L138 153H136ZM204 151H205V153H204ZM216 151H218L219 154L216 153ZM120 152H123V153L120 154ZM165 152L166 153L169 152L168 153L169 156L164 154ZM170 152H172V153H170ZM231 152H233V155H232ZM250 152H252V153H250ZM41 153H42V155H41ZM133 153H134V155H133ZM140 153H142V155ZM159 153H161V154H159ZM72 154H74V155H72ZM116 154H118V156ZM122 154H125V157L123 155L124 160L122 159V156H121V158H117V157H119ZM136 154H140V155H136ZM145 154H146V156H145ZM149 154H150V158L151 159L154 158V159L151 160L148 157ZM207 154H208V157H207ZM250 154H251V156H250ZM114 155H116L117 157L115 158ZM175 155H177V156L175 157ZM67 156H68V160L70 159L69 161L67 160ZM134 156H135V158L137 157V159H135ZM138 156H140L142 158H140ZM155 157H159L160 160L158 158L155 159ZM163 157L166 158V159L169 157L167 160L171 159V160H169V162L171 161V162H173V164L172 163L168 164L167 160L165 159V161H164ZM37 158H40V159H37ZM125 158L126 159L128 158L127 162H125L126 161ZM130 158H133L132 160L135 159V163H134V161L132 162V160ZM139 158H140V160H139ZM128 160L131 161L132 163L129 162ZM35 161H37V162H35ZM139 161L140 162L142 161V164H140ZM68 162H69V164H68ZM138 162H139V164H138ZM166 162H167V164H166ZM66 163H67V166H66ZM120 163L123 165L122 167L120 166ZM133 163H134V165H132ZM147 163L149 165H151L154 169L151 166H150V168H148L149 165ZM62 164L65 165L64 167H66V168L62 167L63 166ZM135 165H140L141 167H139V166L135 167ZM166 165H168L169 167L166 166ZM170 165L171 166H175V167L173 168ZM183 165H185V166L183 167ZM14 166H16V165H14ZM180 166H181V168H180ZM242 166L243 165H241V167ZM249 166H253V164H251ZM249 166H248V168L243 170L244 173L247 172V169L250 170ZM61 167L64 169V171H62L63 169ZM103 167H105V165H103ZM123 167H125V168H123ZM162 167L163 168L167 167V168L164 170ZM201 167H202V165L200 166V168ZM168 168H169V171H168ZM178 168H180V169H178ZM193 168L190 169V170H192V173H194L193 170H195V171L198 170V167L194 168V169ZM130 170H131V174H130ZM134 170H136V171H134ZM138 170H141V172L139 171L141 174L138 172ZM162 170L164 171V173L162 172ZM190 170H188V171H190ZM65 171H67V173H65ZM158 171L160 173H162L163 175L162 174L160 175L158 173ZM135 172L139 173V174L137 175V174H135ZM156 173H158L159 175L156 176ZM51 174H52L53 177L51 176ZM50 176H51V178H49ZM205 176L206 175L203 176L204 179L203 178L200 179V177H196V176L193 177L194 180L198 181V183H199L198 187L199 188H202L203 186H207L210 183L209 178H207ZM39 177L35 176V179L38 180ZM61 177H63V178H61ZM116 177L119 178V179H117ZM140 177H142L141 179L143 181L141 179H140L141 181L138 179ZM175 177L176 176H174V178L172 177L173 178L172 182L175 183V182L181 181L180 180L181 179V175H179V177L177 176L178 177L177 179ZM263 177H264V175H263ZM133 178L137 179V182L133 181L134 180ZM172 178H171V180H172ZM187 178H188V176H187ZM94 179H95V181L97 179V182H95ZM98 179H100V180L102 179L103 181L102 180L98 181ZM123 179H125V180H123ZM242 179H241L242 181L241 180H236L235 181V179H232V181H235V185H233L234 187L232 186L231 189H229V190L227 189V190L228 191H232L233 189L236 190L237 188H239L238 189L239 192L236 190V193L238 192L237 194L241 198L238 195L235 196L236 195L235 192H232L231 194L234 195L235 197H237L240 200L247 196L248 197L247 201H249V202H250L249 196L257 197L256 200L263 202V206H261L258 209L253 210L252 211L253 213L250 212L249 214H248L249 210H246L244 208H239L236 211V214H238L240 212V214H238V215H242V218H243L244 221H252V220L253 221H255V220L259 221L261 216H264V191H263L264 190V186L262 187L261 192H257L255 190V188H254V183L252 182V184H251L249 182L250 178H245L244 177ZM245 179L248 180V181L245 182ZM9 180H11V178ZM82 180H84L85 184L87 183L89 187L86 186L84 184V182L80 183ZM138 180H139V182H138ZM119 181H122V182L120 183ZM98 182H100L98 184L100 186H96ZM153 182H154V185L152 184ZM164 182L166 183L165 180H164ZM242 182H243V184H242ZM56 183L52 182L51 185L52 184L56 185ZM106 183L108 185H110V186L109 187L105 186ZM147 183L150 184V187H149V185H147ZM155 183H156L157 186H155ZM72 184H74V185H72ZM101 184H103L105 187L104 186L101 187ZM90 185H92V186H90ZM116 185H118L119 187H116ZM122 185L124 186V188H122L123 187ZM241 185H245V186L243 188H240ZM144 186H143V189H146V188H144ZM190 186L192 187L193 185H190ZM155 187H156V189H155ZM246 187H247V189H246ZM119 188H120V190H119ZM241 189H243V190H241ZM108 190H109V193H108ZM155 190H157V193H155L156 192ZM112 191H114V192H112ZM247 191H250V192H247ZM96 192H97L98 196H97ZM101 192L103 194H105V195H102ZM99 193H101V195ZM259 193H261V194H259ZM93 194H95V196H93ZM152 194H154V196H150ZM1 197H0V199H2ZM91 197L94 198V199H92ZM95 197H97L98 199L95 198ZM105 197L107 199L108 198L109 199L107 200ZM186 197H187V199H186ZM99 198H100V201H98ZM101 200H102L103 204L101 203ZM144 200H146V199H144ZM183 200H186V202H183ZM153 202H160V203L162 202L161 204H164L165 206L169 205V209L168 210H164V212L160 211L158 213L154 209V207L151 206ZM134 203H136L137 205L134 204ZM93 204H94V206H92ZM244 204H245V201H242L241 205L243 206ZM81 206L82 207L84 206V207L82 208ZM89 206L91 208H89ZM221 209L223 211L225 209V207L219 208L216 212L214 211L215 214H214V212H208V213L204 212L201 215L203 217H205V218L206 217L212 218V217L216 216L219 212H221ZM77 215L79 216L81 214H77ZM117 215H119V217ZM80 217H82V216H80ZM151 217H152V219H150ZM133 221H134V223H133ZM85 222L88 223L89 220H85ZM70 223H72V222H70ZM70 223H69V221H67V224H69L68 226L72 225ZM255 224L250 225L249 227H251V229L254 228V229L258 230V228H260L259 226H261V225H259L258 223H255ZM98 225H100V226L107 225V221H105V220H103L102 222L100 221V223H98ZM66 228L62 229V230H64L63 231L64 233H65V230L67 231ZM68 228H70V227H68ZM71 228H72V226H71ZM111 228H113V226H108L105 229V231L107 233H109V234H114V230H112ZM213 228H215V227H211V230ZM157 229H156V231H157ZM76 233L77 232H70L71 235L68 234L67 237H65V238H68V237H72L73 238ZM258 233H259L258 235H256V236L251 238L252 241H255V242L256 241H262V236L260 235V232H258ZM82 234H84V235H82ZM87 234H88V237H89V235H93L96 238L101 237V234L94 233L92 230H87L84 233H81L80 234L81 236L76 237V239H79L82 236L84 237ZM209 237L212 238V239L207 240L206 239L207 237H204V239H206V240L203 241L204 245H205V248H203L201 250H198V251H193V252L191 251L188 254H181V255L174 254V258L169 260V262L173 263L175 260H176V262H178L180 260V262L182 264H184L183 261L186 263V262H188L187 260H192L194 257H201L202 255L203 256L204 255H213V251L215 249H218L219 247H222L224 245L225 246L229 245L230 243L231 244H236V245L239 244L240 248H239L238 252L242 253L241 256L242 255L245 256V257L242 256L243 258H246V257L250 256L248 254L249 250L248 249H244L242 247V246L246 245L245 242H243V241H241V242L238 241V243L236 241L235 242L233 241L234 243L232 241L231 242H226V243L222 242L219 245L216 244L217 246L215 244L209 246L210 243H214L213 241L217 242L219 240L225 239L226 238V234L210 235ZM63 240H64V238H63ZM208 242H209V244H208ZM114 245L113 246L108 245V246H105V247L102 246L101 247V252L105 253V255H103V256L96 255V259L100 260L102 262H105V260L109 261V259H111V257L114 254L121 255V254L125 253V249H126V245L125 244L123 245V244L114 243ZM81 247H82V245H81ZM196 248H193V250H195ZM18 249L19 248H16L15 251L18 250ZM200 251H203V252H200ZM206 251L208 253H206ZM158 252L162 253L164 251H162V250H159V251L150 250V252L148 251V253H154V254H156ZM148 253L146 251H136V252H132V253L130 252V253H128L126 255V257L124 256L122 261H117V262H115L113 264H122L124 261L126 262L128 259H136L137 258L136 255L148 254ZM89 254H94V253L91 252ZM245 254H247L248 256L245 255ZM178 256H181V257L179 258ZM192 256H194V257H192ZM241 256L234 257L232 255L230 257V260H229L231 262L228 261L227 264H231L233 262L232 260H234V258H240ZM56 257H58V255ZM61 257H65V259H67V260L70 259V256H61ZM182 258L184 260H182ZM185 258L186 259L189 258V259L185 260ZM251 258H253V257H251ZM96 264H103V263H99V261H98Z\"/></svg>",
	"mask_w": 264,
	"mask_h": 264
},
{
	"label": "snow or ice",
	"instance_id": "obj_3",
	"mask_svg": "<svg viewBox=\"0 0 264 264\" xmlns=\"http://www.w3.org/2000/svg\"><path fill=\"white\" fill-rule=\"evenodd\" d=\"M262 171H264V169H262Z\"/></svg>",
	"mask_w": 264,
	"mask_h": 264
}]
</instances>
